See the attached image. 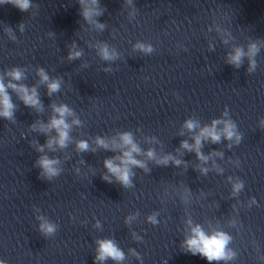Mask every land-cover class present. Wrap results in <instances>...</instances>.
<instances>
[{"label": "clouds", "instance_id": "obj_1", "mask_svg": "<svg viewBox=\"0 0 264 264\" xmlns=\"http://www.w3.org/2000/svg\"><path fill=\"white\" fill-rule=\"evenodd\" d=\"M3 2L12 3L21 11H26L30 7V0H0V3ZM93 3H95V0H93ZM82 15L85 17V19H87L90 15H92V10L86 9L83 11ZM138 47L142 48L146 52L151 51L150 47L145 48L143 45H138ZM253 51H255L254 48ZM102 55L105 59L111 58V55L108 52L107 48H104L102 50ZM73 56H79V53H72L70 54L69 58H72ZM242 56L243 52L237 50L235 55L230 58L229 62L239 66ZM8 75L11 76L12 79L17 81L22 78V73L19 70H13L9 72ZM40 76L43 81L48 80V77L44 74L43 70L40 71ZM7 87H12L14 90L20 93L21 99L26 105L36 106L39 103L38 99L36 98L35 89H33L31 93H29V90L22 85L18 86L14 84H9L7 85ZM58 87V82L53 81L49 84V91L54 92L58 89ZM0 105H2L3 107V111H0V116H3L5 118H11L13 116L14 105L10 101V98L6 92V85L3 83L2 80H0ZM54 111L59 114L60 118H53L51 120L50 127L55 128L57 130L59 137L57 143L61 147H63L65 146V143L68 139L67 129L69 127L64 120V116L66 114H70V112L69 109L65 106L57 107L54 109ZM219 123H221V121H214L211 127H206L201 130L200 135L195 138L197 149L201 143V137H209L213 142H217L220 140L221 132H218L215 127ZM185 126L191 130L196 128L197 124L196 122L189 120L186 122ZM233 129L234 125H232L230 122H224V128L222 130L223 135L227 139H232V137L235 135ZM121 141L123 145L128 146L129 150L124 151L122 157L116 158L120 160V163H114L113 159H107L104 163L108 171L115 175L120 183L127 186L130 183L128 165H137L140 163L139 161L133 158V153L138 152L139 148L133 142L132 136L129 133L123 134L121 136ZM51 143L52 142L49 141V146H51ZM97 143L104 148L108 147V145L102 139H98ZM182 146L191 150V146H189L186 142L183 143ZM78 149L81 151H86L88 150V144L86 142H80L78 144ZM40 150L42 151V149ZM151 155L152 153L149 152V156ZM197 155L200 156V153L198 151ZM56 163V160L48 159L47 157H42L38 161V164L42 169L43 173L46 174L48 177H52L58 174V169L54 167ZM177 163L179 162L177 161ZM104 179L108 178L104 177ZM241 186L242 185L239 184L236 185V190L238 191ZM40 227L41 231L44 233L50 234L55 231V226L50 223H43ZM192 233L193 235L185 242L186 250L188 252H191L193 255L199 254L205 257L208 261L226 258L224 253L225 245L228 240L226 236H224L223 234L209 236L205 234L199 226L194 227L192 229ZM97 244L98 248L97 255L95 258L97 261H105L109 258L118 262L123 260L124 256L122 251L115 245L112 240H99L97 241ZM0 264H5V262L0 261Z\"/></svg>", "mask_w": 264, "mask_h": 264}]
</instances>
